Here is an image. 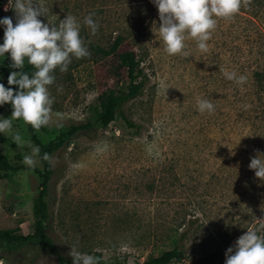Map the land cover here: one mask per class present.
I'll return each mask as SVG.
<instances>
[{"label":"rangeland","instance_id":"obj_1","mask_svg":"<svg viewBox=\"0 0 264 264\" xmlns=\"http://www.w3.org/2000/svg\"><path fill=\"white\" fill-rule=\"evenodd\" d=\"M47 9L43 23L59 26L66 15L81 24L89 56L72 58L67 71L54 70L53 99L47 126L37 139H53L68 125L82 122L88 105L102 91L125 90L122 73L109 71L111 59L92 45L105 47L116 35L137 37L143 51L146 81L122 111L138 126L128 127L116 115L106 127L77 131L50 156L51 174L44 200L45 234L59 252L71 247L102 262L135 264L181 243L184 254L166 264H225V253L248 229L264 223V181L250 170V158L264 159V0H251L232 19H219L208 51L187 40V55L169 56L155 36L158 9L151 0H34ZM0 0V19L16 14ZM93 13L95 35L83 24ZM4 26L0 25V43ZM0 63L11 72L10 54ZM223 70L245 75L237 85ZM0 83H2L0 81ZM207 99L213 113L198 111ZM247 105L248 107H245ZM11 104L0 106V118H11ZM0 133V153L19 169L0 171V230L32 232L31 200L37 192L41 164L23 163L35 146L22 120ZM26 142L18 148L13 135ZM250 134L251 136L247 137ZM156 145L149 155L147 145ZM181 231L186 234L178 240ZM261 230L258 234H262ZM0 264H58L37 240L0 241Z\"/></svg>","mask_w":264,"mask_h":264},{"label":"clouds","instance_id":"obj_2","mask_svg":"<svg viewBox=\"0 0 264 264\" xmlns=\"http://www.w3.org/2000/svg\"><path fill=\"white\" fill-rule=\"evenodd\" d=\"M158 9L159 26L155 22V36L163 43V50L169 56L187 55L186 41L196 42L201 52L208 51V41L217 27L219 19H232L242 7H250L251 0H151ZM11 7L16 14L13 24L11 17L0 19L4 26L3 43L0 44V56L10 54L13 69L8 76V85L18 86V91L5 87L0 83V106L11 104V118H0V133L12 130L13 120H22L35 130L47 126L51 119L53 99L49 86L55 81L54 70L61 72L68 69L72 58L82 59L90 55L84 40L80 36L81 24L73 15H66L59 26L43 23L38 17H45L47 9L34 0H8L4 10ZM93 13L84 17L83 24L93 35L99 25L93 20ZM35 71L30 76L21 71L25 61ZM224 77L243 86L247 82L245 75H237L235 71L223 70ZM198 111L203 114L213 113L215 106L207 99H198ZM245 107H248L245 105ZM18 148L26 142L19 133L12 137ZM31 147V155L23 157V163L29 168L36 166V157L40 155L38 146ZM149 155L155 154L156 145H147ZM43 159L51 163L52 157L45 153ZM255 176L264 181V159L257 155L250 158L248 165ZM264 220V219H262ZM264 230V223L254 229H248L241 235L233 247L226 250L225 264H264V236L258 233ZM68 255L72 264H100V258L81 253L71 247Z\"/></svg>","mask_w":264,"mask_h":264},{"label":"trees","instance_id":"obj_3","mask_svg":"<svg viewBox=\"0 0 264 264\" xmlns=\"http://www.w3.org/2000/svg\"><path fill=\"white\" fill-rule=\"evenodd\" d=\"M242 11V10H240ZM262 18L264 19V6L262 8ZM137 37L123 36L116 34L105 47L92 45L93 49L100 53L103 57L111 59L109 71L114 75L122 73L127 79L125 90H114L108 88L99 93L94 101L88 105V115L82 122L68 125L64 130L60 131L53 139L42 142L36 138L34 129L27 125V131L30 139L35 146L40 148V155L37 157L41 164V170L36 171L40 177V184L37 188L35 196L31 200V218H32V232L29 234L13 233L6 229L0 230V241L6 243H24L33 239L37 240L39 247L47 249L51 254H54L58 264H72V258L68 254L59 252L56 245L45 234V222L48 217L46 203L44 200L46 192V183L51 174V165L48 161L43 159L45 153L51 154L62 143L66 142L68 138L75 132H89L97 128H104L107 124L119 115L124 123L134 131L138 128L131 120L123 114V105L136 97L143 84L146 81V73L143 67V51H141L140 44L138 51H136L132 44L136 45ZM3 43V42H2ZM0 43V44H2ZM21 71L27 72L30 76L34 73L35 69L25 61V66ZM11 71L0 63V81L5 87H11L14 92L18 91V86L8 85V76ZM260 118L261 124L264 125V115ZM251 136L250 134L247 137ZM19 169V166L12 164L4 154L0 153V171H13ZM1 176V174H0ZM186 232L181 231L178 240L185 236ZM261 236H264V230ZM184 254V249L181 243L176 242L171 248L159 252L155 256H150L141 262L135 264H166L171 260H178ZM94 256L99 257V253L95 252ZM100 264H104L100 258ZM105 264H127L123 261L114 260Z\"/></svg>","mask_w":264,"mask_h":264}]
</instances>
